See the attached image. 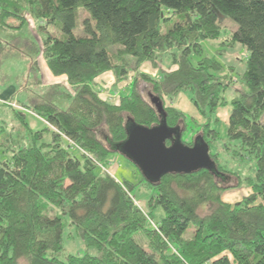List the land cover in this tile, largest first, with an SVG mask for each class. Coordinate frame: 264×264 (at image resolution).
Segmentation results:
<instances>
[{
  "label": "trees",
  "instance_id": "trees-1",
  "mask_svg": "<svg viewBox=\"0 0 264 264\" xmlns=\"http://www.w3.org/2000/svg\"><path fill=\"white\" fill-rule=\"evenodd\" d=\"M81 9L89 17L82 21L83 34H75ZM223 17L237 29L224 38L219 55L236 44L249 53L223 150L255 160L251 176L229 170L213 149L220 140L213 116L228 104L231 76L215 57L192 62L204 41L222 37ZM31 21L36 35H20ZM21 55L30 58L35 79L27 84L33 95L18 103L49 125L34 130L22 110L5 104L14 123L0 125V264H264V0H0V64ZM40 55L69 86L40 92ZM166 58L177 68L163 69L160 77L138 71L146 61ZM107 71L117 82L135 72L131 92L117 102L101 97L96 86ZM140 81L149 85V99ZM186 91L204 122L166 105L165 99ZM60 99L69 102L66 109ZM154 99L162 103L168 126L180 127L184 143L193 145L198 135L205 139L227 178L209 169L169 173L156 183L142 175L154 189L148 211L133 198L134 184L103 167L120 154L114 145L127 138L129 117L148 127L161 121ZM187 131L191 141L183 138ZM234 176L237 184L223 185ZM243 184L249 191L239 201L224 199L226 190ZM155 208L164 212L159 222ZM67 226L97 254L61 259ZM138 231L152 251L136 242Z\"/></svg>",
  "mask_w": 264,
  "mask_h": 264
},
{
  "label": "rangeland",
  "instance_id": "rangeland-1",
  "mask_svg": "<svg viewBox=\"0 0 264 264\" xmlns=\"http://www.w3.org/2000/svg\"><path fill=\"white\" fill-rule=\"evenodd\" d=\"M165 14H168V11L164 9ZM89 17V14L85 10H80V19L79 23L80 26L74 30L75 34H83L82 28V21ZM9 23L14 22L13 19L8 20ZM31 21V27L27 31H22L20 35H36L35 31V23ZM223 34L219 40H206L203 42V52L201 55H192V62L197 65L198 61L202 57H215L217 60L224 66V74L230 75L232 80L231 87L225 92L224 97L228 102L227 106L221 107L218 109L217 113L213 116L214 121L212 122L213 127L220 133V140L213 144V149L220 153L222 164L225 165L229 170L236 171L241 175H248L251 176L255 172L256 162L252 159H238L232 154L224 152V146L228 141V127H229V115L232 111V99L236 94L237 89L242 90L243 84L241 82V76L246 68V59H247V50L240 44H236L231 46H227L226 52L224 55H219V48H224L222 46V41L225 37H228L229 33L237 29V24L230 19L229 17H223L220 20ZM16 24V22H15ZM33 25V26H32ZM34 29H33V28ZM32 28V29H31ZM57 29H54L56 31ZM10 35V34H9ZM11 39V38H10ZM13 39V37H12ZM11 39V40H12ZM118 46H112L110 49L115 51ZM42 59V55L39 56V59ZM44 59V58H43ZM169 58H166L164 62L167 63ZM164 62L154 63L151 61L144 62L140 67L139 70L142 68H147L150 74L154 77H159L160 72L163 69H166L163 65ZM31 60L30 58L27 59L21 55V57H9L5 59L0 64V85L2 82H7L6 88L9 90H14L15 94L11 97V99L16 100L17 102L24 100L33 95L32 90L27 88V84L32 82L35 79V76L30 71L31 68ZM138 70V71H139ZM145 73V71H143ZM222 73V74H223ZM135 72H130L128 78L123 81L132 82ZM131 79V80H130ZM43 82V81H42ZM140 89L142 90L143 94L146 98L149 99V85L144 81H140ZM236 90V91H235ZM35 91H38L35 89ZM193 94L191 91H186L180 93L176 98L170 100L169 98L165 99L166 105L174 106L183 112L187 113L189 116H194L199 122H204L203 119L197 112V109L194 107L192 103ZM180 99V100H179ZM110 101V100H109ZM111 101H118V98H114ZM58 105L61 109H66L68 107L69 102L64 99H60L57 101ZM1 112H0V125L5 124L10 126L14 123V114L12 108L5 107V104L0 103ZM24 114L26 115V120L34 130H41L45 127L43 120L34 116L28 110H23ZM215 119H218L215 121ZM184 139L187 141H191L192 136L191 132L187 131L183 136ZM196 138V137H195ZM45 141H48V137L45 136ZM104 170L111 174L118 180H127L134 184V188L131 190L133 198L137 201L139 205H141L144 209L149 211V204L148 201L150 197L154 194V189L146 183V180H143L142 174L140 170L132 163L129 162L125 157L121 154H114L111 157L110 162L105 165ZM237 184V178L234 176L230 178V180L223 185L225 186H233ZM249 191V188L246 184H243L237 190L235 189H228L224 192V199L235 203L239 201L244 194ZM153 212V219L155 222H159L164 214L162 208H155L152 210ZM193 231V227L190 228L188 232V236L191 235ZM64 235V250L60 254V258L64 259L68 254H75V255H84L85 253H90L92 255L97 254L95 249H90L87 251L82 239L80 236L77 235L76 229L72 226H67ZM134 239L136 242L145 248L148 251H152V248L149 244L148 237L146 236L144 231H138L134 234ZM209 264V263H208Z\"/></svg>",
  "mask_w": 264,
  "mask_h": 264
},
{
  "label": "water",
  "instance_id": "water-1",
  "mask_svg": "<svg viewBox=\"0 0 264 264\" xmlns=\"http://www.w3.org/2000/svg\"><path fill=\"white\" fill-rule=\"evenodd\" d=\"M154 102L163 113L161 121L148 127L129 117L127 138L115 144V150L131 161L150 183L159 182L169 173H193L200 169H209L225 177V173L218 171L205 139L198 135L193 145L184 143L180 127L168 126L162 103L155 99Z\"/></svg>",
  "mask_w": 264,
  "mask_h": 264
},
{
  "label": "crops",
  "instance_id": "crops-1",
  "mask_svg": "<svg viewBox=\"0 0 264 264\" xmlns=\"http://www.w3.org/2000/svg\"><path fill=\"white\" fill-rule=\"evenodd\" d=\"M248 55H249V53L247 52V56ZM25 58H27V57H25ZM27 59H29V57ZM38 61H39V66H40V70H41V77H42V81H43L42 84L39 86V90H41L40 91L41 93L44 92L51 85L64 84V85L69 86V83H68L67 78L65 76H55L50 71L45 59L40 58V59H38ZM163 65L166 69H169V68L176 69L177 68L176 65L171 64L170 60H168L167 63L164 62ZM142 70L145 71V73L149 72V70L147 68H142ZM139 71H141V69ZM160 75H161V72H160ZM95 82H96L97 88L100 91L101 97H103L104 99H107L108 101L114 100V98H118V100H119V98L121 96L128 95L131 92V87H132L131 81L130 82H127V81L117 82L116 77L112 71L104 72L103 74H101L100 76H98L96 78ZM7 84H8L7 82H2V84L0 85V103L2 102V104H6V105L11 104L16 109L26 111V109L22 108L21 105L16 100L11 99V97L15 94V92H14V90L12 91V90H9L8 88H6ZM28 89H30V87H28ZM111 102H115V101H111ZM6 105H5V107H7ZM1 107L2 106H0V112H1ZM29 112H31V111H29ZM31 113L34 116H36L37 118L43 120L45 127L49 125L44 119L39 117L37 114H35L33 112H31ZM66 142H67V140H66Z\"/></svg>",
  "mask_w": 264,
  "mask_h": 264
},
{
  "label": "built area",
  "instance_id": "built-area-1",
  "mask_svg": "<svg viewBox=\"0 0 264 264\" xmlns=\"http://www.w3.org/2000/svg\"><path fill=\"white\" fill-rule=\"evenodd\" d=\"M103 170H106L105 167H103ZM107 171V170H106ZM154 224V223H153Z\"/></svg>",
  "mask_w": 264,
  "mask_h": 264
}]
</instances>
